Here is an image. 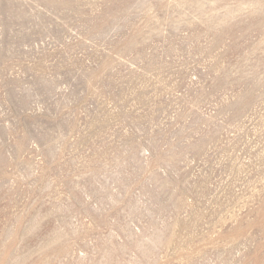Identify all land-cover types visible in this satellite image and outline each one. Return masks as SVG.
<instances>
[{
    "label": "rangeland",
    "instance_id": "374dc122",
    "mask_svg": "<svg viewBox=\"0 0 264 264\" xmlns=\"http://www.w3.org/2000/svg\"><path fill=\"white\" fill-rule=\"evenodd\" d=\"M0 264H264V0H0Z\"/></svg>",
    "mask_w": 264,
    "mask_h": 264
}]
</instances>
